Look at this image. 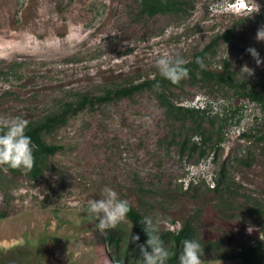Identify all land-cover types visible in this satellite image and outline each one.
Here are the masks:
<instances>
[{"label": "rangeland", "instance_id": "obj_1", "mask_svg": "<svg viewBox=\"0 0 264 264\" xmlns=\"http://www.w3.org/2000/svg\"><path fill=\"white\" fill-rule=\"evenodd\" d=\"M180 2L148 16L138 0H0V117L38 121L154 79L165 53L192 62L211 43L204 69L264 93V63L247 51L264 60V0L252 15L249 0ZM64 117L42 136L58 149L39 161L37 178L0 168V264H129L132 222L102 233L88 213L105 187L159 233L190 221L204 264H244L233 257L242 246L264 252V116L239 87L216 76L157 81ZM40 239L55 247L33 259Z\"/></svg>", "mask_w": 264, "mask_h": 264}, {"label": "clouds", "instance_id": "obj_2", "mask_svg": "<svg viewBox=\"0 0 264 264\" xmlns=\"http://www.w3.org/2000/svg\"><path fill=\"white\" fill-rule=\"evenodd\" d=\"M251 15L259 13L260 6L255 0H249ZM256 39L264 41V28L257 31ZM247 51L255 60L257 66L264 63L255 48H249ZM190 61L185 60L178 53H165L155 62L160 75L173 84H178L183 79L188 78L189 68L186 66ZM195 63L201 68H205L201 57H196ZM246 76H254L253 69L248 68ZM156 87H159L157 84ZM28 122L17 117H0V168L5 171L8 169L22 170L31 172L35 166L34 144L29 135L26 134ZM131 210V204L128 200L121 199L119 194L112 188L105 187L102 197L98 200L88 201V213L94 214L98 224L96 227L104 233L108 229H116L117 226L128 219V213ZM144 225V231L148 236L146 244H138L142 264H167L170 253L165 248L159 235V223L154 222L151 217L141 219ZM251 231V229H249ZM132 241H139L138 235L132 236ZM148 249H151L149 251ZM205 255L204 247L196 240H184L183 249L178 257L179 264H204L202 257Z\"/></svg>", "mask_w": 264, "mask_h": 264}, {"label": "trees", "instance_id": "obj_3", "mask_svg": "<svg viewBox=\"0 0 264 264\" xmlns=\"http://www.w3.org/2000/svg\"><path fill=\"white\" fill-rule=\"evenodd\" d=\"M138 1H139L140 12L148 16H152L157 13H164L170 10H177L181 5L180 0H138ZM211 44L206 45L205 50H203L201 53L195 56L194 60L186 65L189 68V76L191 77L199 76L206 83L210 82L212 78L216 76L218 83H223L231 87H239L243 91V94L249 100L258 103L261 112L263 113L264 116V93L262 90H255L253 87L247 88L244 82L235 81L229 73L227 74L215 73L216 74L215 75L207 69L204 68L201 69L195 63L196 57H202L204 52L208 50V48H210ZM157 81H160L161 83L172 84L170 81L164 79L159 74L157 77H155L152 80H145L139 83L130 84L128 87L107 90L103 96H96L93 98L83 96L80 100L76 102L75 105H73L74 107H72V104L66 105L60 111L52 112L51 114L47 115L46 117L38 121L29 122L26 129V134L31 137L32 142L35 146L34 147L35 166L32 169V171L29 172L30 177L37 178L38 175L41 173L39 161L47 155L54 154L58 149V146L56 145L46 144L42 136L45 132H48L57 123L64 122L65 112H67L68 110L77 111L78 109H81L82 107L86 106L87 103L91 104L93 101L106 100V99L108 100L112 98V96L114 95L130 96L145 87H150L151 85H154ZM9 170H11L12 172H16V170L13 169H9ZM217 184H219V181H217ZM214 190H217V188H214ZM144 217H145L144 214L136 210L131 205V210L128 213V219L132 222L133 227L135 228L134 230L137 232L140 239L139 241H134L130 248L129 264H142V257L140 255V251L137 245L146 244V241L148 239L147 234L143 230L144 225L141 223V219ZM159 235L164 243L165 248L168 249L170 253L175 254L170 256V259L168 260L167 264H179L178 257L183 249V241L186 239L193 240L194 229L190 221H186L185 223L182 224V226L178 230L175 231L170 229L165 230L163 233H159ZM105 239L109 243L119 242L118 236L114 235L112 231H107V235L105 236ZM49 240L50 239H48V241H43L42 239H40V241L43 244L30 243L32 248L30 250L31 254H29V256H33V259H36V257L38 256H41L42 258L48 256L47 254H49V249L52 250V247L53 248L55 247L53 246V243L50 242L51 240L50 241ZM148 250L151 251V249ZM109 254L112 257V261H115L116 258L114 254L112 252H109ZM233 257L240 259L244 264H264V252L261 250L260 244L235 248Z\"/></svg>", "mask_w": 264, "mask_h": 264}]
</instances>
